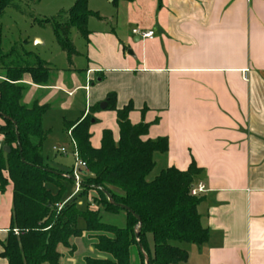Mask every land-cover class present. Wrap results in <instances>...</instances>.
Returning a JSON list of instances; mask_svg holds the SVG:
<instances>
[{
    "label": "crops",
    "instance_id": "0c3cea01",
    "mask_svg": "<svg viewBox=\"0 0 264 264\" xmlns=\"http://www.w3.org/2000/svg\"><path fill=\"white\" fill-rule=\"evenodd\" d=\"M98 2L112 7V26L98 25L103 17L89 9L99 19L88 20L89 34L79 48L71 39L78 56L70 63L62 51L58 66L34 56L49 69V81L35 85L24 75L23 104L49 111L59 101L62 111L73 112L79 102L77 118L62 117L72 145L66 126L99 107L107 94H115L118 109L132 104L129 122L148 126L142 140H167L161 169L185 171L191 163L201 169L194 184L201 182L206 192L197 211L209 240L200 248L186 247L185 264H264V0ZM134 29L153 36L142 39ZM92 117V148L100 147L103 130L118 140L114 112L99 108ZM55 143L51 151L64 148ZM11 213L8 183L0 192V253ZM74 240L70 247H76ZM71 249L58 246L60 264H84L88 256ZM0 264L7 261L0 258Z\"/></svg>",
    "mask_w": 264,
    "mask_h": 264
},
{
    "label": "trees",
    "instance_id": "16d2710c",
    "mask_svg": "<svg viewBox=\"0 0 264 264\" xmlns=\"http://www.w3.org/2000/svg\"><path fill=\"white\" fill-rule=\"evenodd\" d=\"M129 1L111 0L114 6ZM88 3L89 0H76L67 12L65 23H57L54 18L34 21L41 28L51 29L68 63L78 56L70 39L71 29L86 39L88 20L99 19L97 12L89 10ZM8 7L17 9L13 0H0V18ZM13 54V49L4 53L0 43V69L5 71L0 81V192L8 183L12 186L10 225L0 258L7 264H60L58 246L71 249L70 240L83 233H93L96 240L93 251L97 256L86 257L84 264H130L132 252L138 264H145V259L147 264H185L187 251L173 243L200 248L209 240L197 211L202 195H190L201 169L194 163L185 171L164 168L148 180L155 168V155L167 151V140H142L147 134V124L132 125L128 119L132 104L118 109L115 94L109 93L104 110L116 115L119 136L116 142L111 131L103 130L100 147H91V113L99 110L98 106L66 126L76 158L84 168L78 170L79 191L65 204L74 193L73 172L68 179L42 164V145L47 136L42 117L48 107L22 102L28 89L22 83L23 76L29 75L35 85H45L49 81V69L37 59L34 66L9 67ZM3 146L9 148L8 153L2 151ZM69 187L73 193L65 196ZM91 193L95 195L90 196ZM119 212L124 213L123 228L100 220L101 213ZM79 220L83 221L81 229L77 228ZM148 238L152 241V250Z\"/></svg>",
    "mask_w": 264,
    "mask_h": 264
},
{
    "label": "rangeland",
    "instance_id": "374dc122",
    "mask_svg": "<svg viewBox=\"0 0 264 264\" xmlns=\"http://www.w3.org/2000/svg\"><path fill=\"white\" fill-rule=\"evenodd\" d=\"M76 0H39L26 2L24 0H13V4L17 9L8 7L4 10L0 18V43L1 48L4 53L14 50L12 60L8 64L9 67L15 66H34L36 59L34 58L39 56L40 58H45L52 60L54 65L58 64V58L63 57L59 48L57 47L54 35L50 28L45 27L41 28L37 26L34 22L35 20L43 19H55L57 23H65L67 20V12L74 4ZM98 8V9H97ZM89 9L97 11L99 10L100 15L103 17L102 22L98 25L105 28H110L112 26L111 16L109 11L112 10L110 5L100 7L98 0H91L89 4ZM92 23H95L96 19H90ZM36 36L43 41V44H37L33 37ZM70 39H72L76 47L79 48L81 43H83V38L77 33L76 29H71ZM24 40H27L24 42ZM73 44V43H72ZM74 46V45H73ZM28 52H32L33 56H29ZM75 59V58H74ZM77 63L82 64L83 60H76ZM58 66V65H57ZM5 71L0 69V81L4 79ZM61 102L57 101L54 103L53 107L47 111L42 121L44 122L43 127L45 126L48 131L47 136L42 145V164L47 168H56L63 172L64 175H70L73 172L74 168H77V161L75 156L74 146L69 142L66 136V129L62 124V117H65L67 120H74L77 116L80 115L82 108L78 102L73 112H64L61 107H59ZM100 105V104H99ZM93 113H91L92 115ZM93 120V117H92ZM91 120V122H92ZM2 120L0 118V125ZM55 140H58L62 147L65 148V153L51 151V147L56 145ZM161 159L159 155H155V168L151 174L147 177L148 180L152 179L163 167L160 164ZM7 177V175L5 174ZM80 179V177H79ZM79 186V184H78ZM48 189L52 190V187L47 186ZM79 191L73 193V188H67L65 196L73 193L69 198L64 202L65 204L71 201V197ZM202 195V194H201ZM200 196V195H199ZM82 202V208L84 207V202ZM101 222L116 226L118 228H123L125 225V217L123 212L118 214H106L101 213ZM77 228H83V221L79 220L77 222ZM83 235V234H82ZM80 236L75 238L74 243L77 247V255L96 257L97 253L95 251L89 252L88 246L96 244L95 234L89 233L88 235ZM91 238V239H90ZM148 245L150 250H152V241L148 238ZM173 245L186 249V247H191L195 249L196 247L183 244V243H173ZM76 247H72L76 251ZM92 247V248H93ZM80 259V258H79ZM130 264H138V261L135 258V253H131Z\"/></svg>",
    "mask_w": 264,
    "mask_h": 264
},
{
    "label": "built area",
    "instance_id": "2783aa9c",
    "mask_svg": "<svg viewBox=\"0 0 264 264\" xmlns=\"http://www.w3.org/2000/svg\"><path fill=\"white\" fill-rule=\"evenodd\" d=\"M132 33H133V35H135L137 37L140 36L142 39H151L153 36L152 31L140 32L138 29H134V30H132ZM53 151L60 152V153L66 152L65 149L61 148V147H54ZM75 156H76V154H75ZM76 161H77V168H74L73 175H72V177L75 181V191H77L79 188V186H78L79 176H78V170L77 169L84 168V164L81 163L79 160H77V158H76ZM205 192H206V189H205L204 185L201 182H199L191 188L190 195L191 196H199ZM14 234L16 235L17 231H14Z\"/></svg>",
    "mask_w": 264,
    "mask_h": 264
},
{
    "label": "water",
    "instance_id": "95a60500",
    "mask_svg": "<svg viewBox=\"0 0 264 264\" xmlns=\"http://www.w3.org/2000/svg\"><path fill=\"white\" fill-rule=\"evenodd\" d=\"M107 103L106 101L100 103L99 105V108L100 109H104L106 107ZM2 118H6L5 116H1ZM2 151L5 152V153H8L9 152V148L7 146H3L2 147ZM106 196H107V199L108 201L110 202V204H113L112 200H111V197L106 193ZM123 210H126L128 212L131 213V211H129V209H127L126 207L124 206H120ZM134 217L138 220V217L134 215ZM138 230V226L136 227V231ZM137 233V232H136ZM145 264H147V260L145 259Z\"/></svg>",
    "mask_w": 264,
    "mask_h": 264
}]
</instances>
